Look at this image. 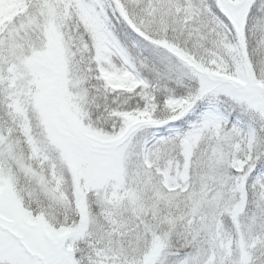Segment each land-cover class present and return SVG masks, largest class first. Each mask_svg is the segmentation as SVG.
Wrapping results in <instances>:
<instances>
[{
	"label": "snow or ice",
	"instance_id": "6c2138e0",
	"mask_svg": "<svg viewBox=\"0 0 264 264\" xmlns=\"http://www.w3.org/2000/svg\"><path fill=\"white\" fill-rule=\"evenodd\" d=\"M0 264H264V0H0Z\"/></svg>",
	"mask_w": 264,
	"mask_h": 264
}]
</instances>
